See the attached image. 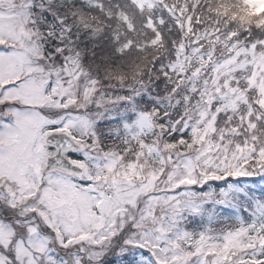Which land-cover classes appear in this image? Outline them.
<instances>
[{"label": "snow or ice", "instance_id": "6c2138e0", "mask_svg": "<svg viewBox=\"0 0 264 264\" xmlns=\"http://www.w3.org/2000/svg\"><path fill=\"white\" fill-rule=\"evenodd\" d=\"M0 264H264V0H0Z\"/></svg>", "mask_w": 264, "mask_h": 264}]
</instances>
